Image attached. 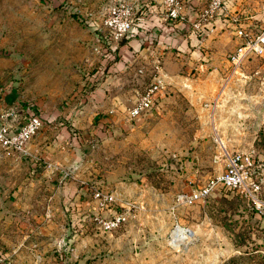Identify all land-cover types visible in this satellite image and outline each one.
Here are the masks:
<instances>
[{
  "label": "rangeland",
  "instance_id": "obj_1",
  "mask_svg": "<svg viewBox=\"0 0 264 264\" xmlns=\"http://www.w3.org/2000/svg\"><path fill=\"white\" fill-rule=\"evenodd\" d=\"M105 3L0 0V124L15 129L31 114L42 118L29 152L0 142V264H264V218L241 192L220 187L174 212L177 195L224 170V152L233 151L172 84L152 109L128 120L156 68L119 66L121 55L104 60V51L119 46L106 36ZM225 7L223 17L238 18L221 42L228 59L230 49L264 37V0H225ZM257 49L239 65L231 61L219 89L236 92L227 102L256 126L251 152L264 187V44ZM170 59L161 61L165 74ZM116 96L121 101L110 105L119 111L111 115L104 104ZM11 107L14 115L4 116ZM98 187L115 190L116 209L130 211L110 232L93 219Z\"/></svg>",
  "mask_w": 264,
  "mask_h": 264
},
{
  "label": "crops",
  "instance_id": "obj_2",
  "mask_svg": "<svg viewBox=\"0 0 264 264\" xmlns=\"http://www.w3.org/2000/svg\"><path fill=\"white\" fill-rule=\"evenodd\" d=\"M156 1L159 4L155 0L143 1L144 5L138 13L133 32L125 37L124 44L118 46L121 56L116 63L119 66L123 64L125 68L137 64L139 70L143 71L144 67L156 66L158 60L172 58V63L168 61L171 69L169 66V72L166 74L167 83L172 84V88L177 86L183 90L196 106L201 107L202 120L207 125L210 120L214 125L218 140L225 149L228 150L229 146L232 151L251 152L256 141L254 122L251 120L247 123L238 119V111L244 114V109L238 110L234 103L227 102L236 95V92L219 89L228 79L233 62L231 55L237 50L230 49L227 59L222 53L225 50L221 48L222 39L236 32L232 28L234 17L228 19L223 17L224 15H218L205 23V27L200 30L196 28L195 23L208 4L200 8V0H184L186 19L173 22L166 18L165 7L160 0ZM227 21H231L229 25ZM173 53H176V56ZM194 69L197 71H193ZM239 94L246 100L247 89ZM116 100L120 102V96L110 97L105 101L103 110L110 112L111 115L118 112L119 109L110 105V102L117 103ZM13 110L11 107L7 112L13 114ZM244 125L246 127H243ZM202 134H205L206 138L209 137L211 131L208 126L204 127ZM219 160L221 157L217 155L215 161ZM219 170L218 173H221L223 169Z\"/></svg>",
  "mask_w": 264,
  "mask_h": 264
},
{
  "label": "built area",
  "instance_id": "obj_3",
  "mask_svg": "<svg viewBox=\"0 0 264 264\" xmlns=\"http://www.w3.org/2000/svg\"><path fill=\"white\" fill-rule=\"evenodd\" d=\"M104 1L106 5L103 26L107 31L106 36L109 38V42L119 44L135 28L139 13L138 0ZM163 4L168 20L177 22L186 19L184 0H163ZM225 9V0H210L207 8L200 14L198 21L195 23L196 28L203 29L205 23L221 15ZM233 20L237 22L238 18L234 17ZM238 34L244 38L248 36V33L241 28L238 30ZM260 42L264 44V37H259L256 45L246 40V45L238 47V51L231 55V60L235 63V66L239 65L242 57L246 56L249 51L258 50L257 47ZM260 49L262 48L260 47ZM155 68L153 80L138 94L134 105L127 111L129 121L139 118L152 109L156 105L160 94L167 88L166 74L160 60L156 62ZM9 115L11 113L4 114L6 117ZM41 126L42 118L37 113L26 117L15 129L4 120L0 124V142L8 149L21 153L29 152L30 143ZM223 157H225V169L221 173L215 174L206 184L179 193L173 205L174 212L180 207L192 206L205 200L216 189L223 187L237 190L248 197L252 201L254 209L264 218V198L262 197L264 187L255 172L257 165L252 152L233 151L230 153L226 151ZM48 166L51 168L52 164ZM93 197L96 202V213L93 219L103 231L110 232L129 221V210L116 209L119 206V197L115 190L105 191L98 187L93 190ZM106 212H109V214H105ZM179 228L180 225L177 224V229Z\"/></svg>",
  "mask_w": 264,
  "mask_h": 264
},
{
  "label": "trees",
  "instance_id": "obj_4",
  "mask_svg": "<svg viewBox=\"0 0 264 264\" xmlns=\"http://www.w3.org/2000/svg\"><path fill=\"white\" fill-rule=\"evenodd\" d=\"M125 39V38H124ZM124 39L119 43V45H121V44H124ZM119 47H117V48H115V49H113V50H106L105 51V53H104V57H105V59L104 60H108L107 62L108 63H111L112 62V60L110 59L111 57H114L115 59V61L118 59V57H119Z\"/></svg>",
  "mask_w": 264,
  "mask_h": 264
},
{
  "label": "bare ground",
  "instance_id": "obj_5",
  "mask_svg": "<svg viewBox=\"0 0 264 264\" xmlns=\"http://www.w3.org/2000/svg\"><path fill=\"white\" fill-rule=\"evenodd\" d=\"M179 237H180V236L178 235L176 238L179 239L180 241H182L183 238H184V237H180V238H179ZM174 239H175V238H174Z\"/></svg>",
  "mask_w": 264,
  "mask_h": 264
},
{
  "label": "water",
  "instance_id": "obj_6",
  "mask_svg": "<svg viewBox=\"0 0 264 264\" xmlns=\"http://www.w3.org/2000/svg\"><path fill=\"white\" fill-rule=\"evenodd\" d=\"M260 126V123H258V127ZM254 129L256 130V126L254 125Z\"/></svg>",
  "mask_w": 264,
  "mask_h": 264
}]
</instances>
